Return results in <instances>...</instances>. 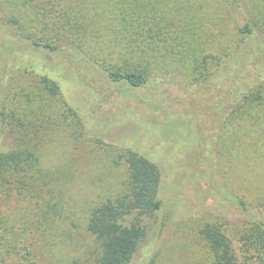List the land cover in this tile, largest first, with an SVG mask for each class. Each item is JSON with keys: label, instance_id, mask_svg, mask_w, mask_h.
I'll use <instances>...</instances> for the list:
<instances>
[{"label": "rangeland", "instance_id": "374dc122", "mask_svg": "<svg viewBox=\"0 0 264 264\" xmlns=\"http://www.w3.org/2000/svg\"><path fill=\"white\" fill-rule=\"evenodd\" d=\"M178 7L192 54L184 64H157L138 88L113 83L102 70H84L70 48L49 51L17 41L15 27L0 18V150L14 147L24 121L41 123L38 153L64 196L59 237H37L33 264H70L96 250L86 230L89 210L124 192L125 165L111 158L127 147L159 166L162 200L143 218L146 235L131 264H210L204 224L220 225L238 252L239 231L251 219L264 222V101L232 121L227 80L215 81L221 69L216 56L237 42L238 25L250 17L264 24V0H189ZM77 40L82 47V31ZM110 57V65L118 63ZM202 57L210 72L206 82L199 74L206 70L191 69ZM41 74L58 83V97L39 91ZM67 105L87 120L83 134ZM33 206L26 199L6 202L8 214L21 221L35 218Z\"/></svg>", "mask_w": 264, "mask_h": 264}, {"label": "trees", "instance_id": "16d2710c", "mask_svg": "<svg viewBox=\"0 0 264 264\" xmlns=\"http://www.w3.org/2000/svg\"><path fill=\"white\" fill-rule=\"evenodd\" d=\"M186 1L189 2L0 0V18L5 26L15 27L17 41L49 51L70 48L74 56L82 59L84 70H102L109 81L138 88L148 82L151 72L158 69L157 64L173 60L184 64L186 55L192 54L190 44H186L191 34L185 25V15L178 7ZM263 25L246 18L244 24L238 25L237 42L216 56L215 64L221 69L215 81L227 80L231 102L228 118L232 121L264 101ZM78 31H82V47L77 40ZM109 57L118 63L110 65ZM200 62H194L191 69L206 70L199 72L204 77L200 81L206 82L210 72L207 74L205 57ZM38 84L39 91L50 97L61 93L58 83L45 74H41ZM67 110L76 130H82L83 134L87 120L72 106L67 105ZM22 126L21 135L14 139V147L0 150V264H16L22 259L33 264L30 256L39 244L37 237L46 240L49 235L57 236L55 233L63 218L64 196L57 188L55 177L43 167L38 153L37 138L42 124L28 120ZM111 159L125 165L126 188L122 194L106 197L90 208L86 230L93 236L96 250L70 264H131L146 235L144 216L153 215L162 206L158 196L161 171L157 163L130 147ZM9 199L33 202L31 216L35 218L21 221L11 217L6 210ZM233 199L247 208L242 199L236 196ZM200 234L210 254V264H264V222L261 220L251 219L239 231L238 252L220 225L206 223L200 228Z\"/></svg>", "mask_w": 264, "mask_h": 264}]
</instances>
